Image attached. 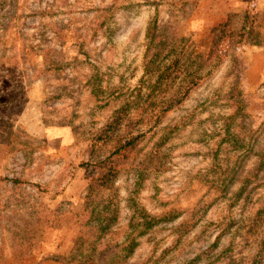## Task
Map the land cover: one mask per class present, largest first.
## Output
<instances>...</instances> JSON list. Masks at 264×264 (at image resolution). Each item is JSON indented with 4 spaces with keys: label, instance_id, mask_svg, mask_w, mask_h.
<instances>
[{
    "label": "rangeland",
    "instance_id": "374dc122",
    "mask_svg": "<svg viewBox=\"0 0 264 264\" xmlns=\"http://www.w3.org/2000/svg\"><path fill=\"white\" fill-rule=\"evenodd\" d=\"M0 264H264V0H0Z\"/></svg>",
    "mask_w": 264,
    "mask_h": 264
},
{
    "label": "trees",
    "instance_id": "16d2710c",
    "mask_svg": "<svg viewBox=\"0 0 264 264\" xmlns=\"http://www.w3.org/2000/svg\"><path fill=\"white\" fill-rule=\"evenodd\" d=\"M100 179L99 178H97V179H95V182H98Z\"/></svg>",
    "mask_w": 264,
    "mask_h": 264
}]
</instances>
